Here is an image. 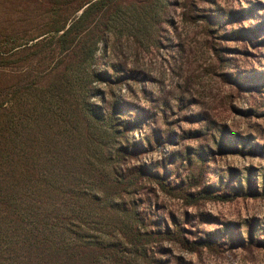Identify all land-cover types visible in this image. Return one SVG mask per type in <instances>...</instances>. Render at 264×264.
Returning a JSON list of instances; mask_svg holds the SVG:
<instances>
[{
  "label": "trees",
  "instance_id": "obj_1",
  "mask_svg": "<svg viewBox=\"0 0 264 264\" xmlns=\"http://www.w3.org/2000/svg\"><path fill=\"white\" fill-rule=\"evenodd\" d=\"M185 1L182 8L192 9ZM34 5L44 28L10 53L31 52L30 58L51 69L28 89L36 92L37 125L20 130L10 118L17 99L4 115L6 130L21 133L0 149V264H192L174 251L215 249L218 243L210 238L189 239L192 218L181 220L167 211L159 194L192 206L200 200L264 198V192L240 195V182L235 194L216 192L213 185L202 191L207 172L199 149H186L201 159L196 175L190 171L199 160L183 154L146 162L174 144L163 132L145 135L149 120L158 125L157 114L120 96L122 86L140 85L147 77L116 64L95 69L99 52L110 51L109 39L129 30L130 20H136L134 32L156 35L160 12L171 1L35 0ZM3 60L0 65L9 63ZM97 82L104 90L94 86ZM214 136L217 145L227 147L223 133L221 139Z\"/></svg>",
  "mask_w": 264,
  "mask_h": 264
},
{
  "label": "rangeland",
  "instance_id": "obj_2",
  "mask_svg": "<svg viewBox=\"0 0 264 264\" xmlns=\"http://www.w3.org/2000/svg\"><path fill=\"white\" fill-rule=\"evenodd\" d=\"M170 1L165 12H160L156 35L148 38L134 32L131 27L136 20H130L129 30L109 39L110 51L99 52L95 69L106 71L116 64L147 77L140 85L122 86L120 96L157 114L158 125L149 120L145 135L163 132L174 144L152 153L146 162L183 154L199 160L190 171L196 175L201 159L186 149H199L207 172L202 191L205 185H213L216 192L235 194L234 185L240 182V195L263 193L264 0H190L192 9L187 11L182 8L185 0ZM34 2L0 0V61L9 60L0 65V149L8 137L10 142L13 135L18 138L21 133H14L10 127L6 130L4 115L9 114L7 108L16 107L14 100L18 105L10 118L19 122V129L37 125L32 94L36 92L28 89L40 74L51 69L42 59L30 58L31 52L23 57L10 53L13 46L27 43L44 28ZM88 71L87 66L82 68L84 81ZM94 86L105 88L98 82ZM92 102L98 104L100 96ZM222 133L226 148L213 140V135L221 139ZM184 167L188 168V162ZM159 202L181 220L192 218L186 227L192 231L189 239L210 238L218 243L213 250H175L174 255L183 261L264 264V198L200 200L190 206L187 200L159 194Z\"/></svg>",
  "mask_w": 264,
  "mask_h": 264
}]
</instances>
